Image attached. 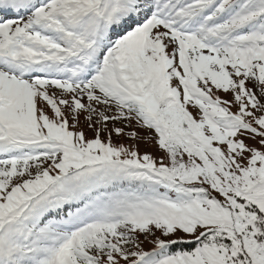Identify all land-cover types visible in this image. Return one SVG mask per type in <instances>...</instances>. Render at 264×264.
<instances>
[{"label":"snow or ice","instance_id":"1","mask_svg":"<svg viewBox=\"0 0 264 264\" xmlns=\"http://www.w3.org/2000/svg\"><path fill=\"white\" fill-rule=\"evenodd\" d=\"M0 264H264V0H0Z\"/></svg>","mask_w":264,"mask_h":264},{"label":"rangeland","instance_id":"2","mask_svg":"<svg viewBox=\"0 0 264 264\" xmlns=\"http://www.w3.org/2000/svg\"><path fill=\"white\" fill-rule=\"evenodd\" d=\"M86 131H87V130H86ZM88 134L91 135L90 132H89ZM144 150H145L144 146L141 145V151H144ZM147 150H148V151H151L153 154H156V153H157V149H156L155 147L148 148Z\"/></svg>","mask_w":264,"mask_h":264}]
</instances>
